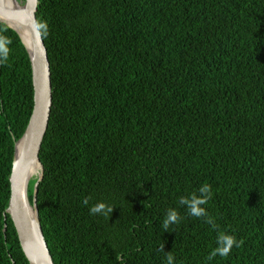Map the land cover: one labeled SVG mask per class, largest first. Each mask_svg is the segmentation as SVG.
Returning <instances> with one entry per match:
<instances>
[{"label": "trees", "instance_id": "16d2710c", "mask_svg": "<svg viewBox=\"0 0 264 264\" xmlns=\"http://www.w3.org/2000/svg\"><path fill=\"white\" fill-rule=\"evenodd\" d=\"M35 15L52 83L36 205L53 264H264V0H37ZM0 35V264H28L6 209L33 83L18 34L0 21ZM205 183L216 227L179 204ZM98 202L112 214L90 215ZM170 208L181 219L165 231ZM220 232L243 243L209 260Z\"/></svg>", "mask_w": 264, "mask_h": 264}, {"label": "water", "instance_id": "95a60500", "mask_svg": "<svg viewBox=\"0 0 264 264\" xmlns=\"http://www.w3.org/2000/svg\"><path fill=\"white\" fill-rule=\"evenodd\" d=\"M37 0H18L14 9L7 6L5 0H0V21L12 28L21 39L29 58L34 92V104L22 136L14 141V151L9 175L10 199L6 212L10 214L16 228V235L21 250L28 264H53L36 205L37 185L43 175V167L38 159V152L45 134L52 108V83L49 71L46 48L40 32L33 28L36 22ZM7 19L21 20L26 23L30 37V46L22 40L19 32L8 24ZM17 145L21 146L17 156ZM37 159L40 165L37 179L33 187V201L29 200L24 191V174L30 160ZM28 203L35 208L36 225L32 224Z\"/></svg>", "mask_w": 264, "mask_h": 264}, {"label": "clouds", "instance_id": "9594fccd", "mask_svg": "<svg viewBox=\"0 0 264 264\" xmlns=\"http://www.w3.org/2000/svg\"><path fill=\"white\" fill-rule=\"evenodd\" d=\"M33 28L37 32H43L45 35L47 34V24L44 22H34ZM10 43L11 40L8 37L0 35V63H4L7 61L9 54L8 45ZM211 197V186L205 183L200 186L195 192L189 194L188 196L180 197L179 204L186 207L189 215L197 218L205 217L206 223L212 225L213 227H216L214 218L209 216L206 209L202 207V205L208 203ZM83 203L85 205H88L89 198H85ZM113 209L114 208L110 205H107L103 202H98L90 207L89 213L90 215H104L105 217H107L112 214ZM180 219L181 217L178 211L170 208L166 213L161 227L165 231H168L170 225L179 223ZM242 243L243 241H237V238L234 235L225 232H220L218 233L216 240L217 246L212 249L208 256V259L212 260L217 255L226 258L234 246L239 248ZM160 251H164L163 246H161ZM166 262L167 264H174V256L171 254V252L167 253Z\"/></svg>", "mask_w": 264, "mask_h": 264}, {"label": "bare ground", "instance_id": "6f19581e", "mask_svg": "<svg viewBox=\"0 0 264 264\" xmlns=\"http://www.w3.org/2000/svg\"><path fill=\"white\" fill-rule=\"evenodd\" d=\"M7 6L12 7V8H16L18 5V0H5ZM8 24H10L12 27H14L20 34L22 40L25 42V44L27 46H30L31 42H30V37H29V33H28V28L26 26V23L24 21L21 20H15V19H7ZM20 151H21V146L17 145L16 148V154L17 156L20 155ZM36 167L35 169H37L36 171L38 172L40 165L37 159H32L30 160L29 164L26 167L25 170V174H24V191L27 194V184H28V179L30 177L31 174V170ZM28 213H29V217L30 220L32 222V224L36 225L37 222V217H36V213H35V208L28 203Z\"/></svg>", "mask_w": 264, "mask_h": 264}, {"label": "rangeland", "instance_id": "374dc122", "mask_svg": "<svg viewBox=\"0 0 264 264\" xmlns=\"http://www.w3.org/2000/svg\"><path fill=\"white\" fill-rule=\"evenodd\" d=\"M35 168H36V167H34L33 169H35ZM33 169H32V170H33ZM32 170H31V172H34V171H36V170H33V171H32ZM38 172H39V170H38ZM38 172H37V173H36L34 176H32L31 178L37 177V175H38ZM31 174H32V173H31ZM30 176H31V175H30ZM31 178H30V179H31ZM28 181H29V179H28Z\"/></svg>", "mask_w": 264, "mask_h": 264}]
</instances>
